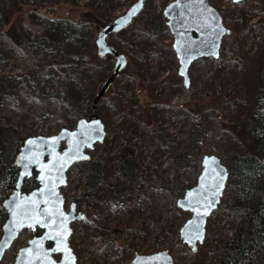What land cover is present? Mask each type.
Segmentation results:
<instances>
[{
  "label": "rangeland",
  "instance_id": "rangeland-1",
  "mask_svg": "<svg viewBox=\"0 0 264 264\" xmlns=\"http://www.w3.org/2000/svg\"><path fill=\"white\" fill-rule=\"evenodd\" d=\"M74 1V7L58 3L54 10L48 11L38 1L18 0V6L7 16L0 4V77L12 90L11 96L1 100L0 125L13 127L23 138L43 133L53 136L65 128L75 129L81 119H88L95 113L93 99L114 72L112 56H107L97 70L102 77H92L95 80L91 81L87 78L92 73L90 67L64 64L61 69L71 70L65 81L54 70H43V62L68 49L61 46L62 39L58 35L60 28L65 27L61 25L62 20H66L64 16L70 14L72 17L90 6L97 11L96 19L85 24L84 37L78 38L83 27L73 24L75 26L68 32L69 41L65 42L77 52L80 49L77 44L81 43L82 49L95 55L97 37L103 29L101 25L111 24L137 0ZM162 1L167 5L170 2ZM159 2L148 0L142 14L129 27L132 41L147 56L144 59L127 56L133 67L123 70L98 105L97 112L106 125L107 135L89 154L91 160L107 154L105 178L97 196L84 198L78 209L87 215V219L71 225L70 244L78 256L77 264H131L137 255L162 251L172 255L174 264H216L221 255V242L241 221L231 211L233 197L239 190L228 182L218 208L208 220L202 250L192 252L180 234L192 214L180 209L178 201L197 184L206 155L219 157L228 167L233 154L245 150L241 141L235 138L233 127L238 120L253 114L257 107L264 65L260 42L264 32V0H245L240 4L210 0L231 31L238 29L242 15H246V28L253 27V30L244 39L237 36L231 42L233 47L229 52L224 50L229 44L228 36L224 39L220 53L224 63L215 66L213 59L193 63L189 71V88L178 73L173 36L165 30L169 29L167 20L156 11ZM31 16L38 27L36 32L33 27L29 28ZM5 18H8L7 22ZM48 20L57 22L51 29L58 34L54 35L48 28ZM156 20L161 32L158 41L141 30L133 33L139 22L152 24ZM10 28L8 35L5 31ZM36 33L38 36L33 37ZM108 42L115 46L111 38ZM155 51L161 54L156 56ZM136 73L138 80L134 78ZM123 87L139 113H149L152 126L156 128L155 137L141 121L130 116V110L120 118H114L118 116L114 106L115 93ZM54 94L58 98L53 97ZM217 101L228 103V107L221 110ZM142 103L144 107H141ZM192 130H203L204 140L197 143L189 155L187 167L174 171L172 163L187 151L188 135ZM124 150L137 164L135 177L129 183L119 165ZM90 161L78 163L68 172V184L62 188L68 210L75 203L73 199L84 192ZM119 190H125L121 194L122 200H112L111 195ZM36 234L39 233L24 230L2 264H15L13 253L27 247ZM213 249L216 251L211 252Z\"/></svg>",
  "mask_w": 264,
  "mask_h": 264
},
{
  "label": "water",
  "instance_id": "water-1",
  "mask_svg": "<svg viewBox=\"0 0 264 264\" xmlns=\"http://www.w3.org/2000/svg\"><path fill=\"white\" fill-rule=\"evenodd\" d=\"M147 1L137 0L125 14L98 34V52L102 57L112 56L115 68L95 96V113L88 119H81L73 130L65 128L57 135L29 137L21 147L15 162L19 169L16 188L3 203L8 216L0 238V264L26 229L34 232L40 229L42 234L35 236L27 247L18 252L15 264H77V254L70 245L71 225L84 221L86 215L76 213V203L71 204L69 211L66 210L62 188L68 184L70 169L78 163L90 161L89 151L102 144L107 135L106 125L97 108L128 65L127 56L110 45L108 38L129 28L144 10ZM227 1L240 4L245 0ZM163 15L173 36L179 76L189 88L192 64L202 59L218 60L223 41L232 31L210 0H203V3L199 0H173L166 6ZM202 167L197 184L178 201L180 209L192 214L180 231L181 238L192 252H197L204 242L208 220L218 208L230 180L228 167L215 155H206ZM34 173L39 186L26 192L25 181ZM54 256H60V259L56 260ZM131 264H174V259L169 252L162 251L137 255Z\"/></svg>",
  "mask_w": 264,
  "mask_h": 264
},
{
  "label": "trees",
  "instance_id": "trees-1",
  "mask_svg": "<svg viewBox=\"0 0 264 264\" xmlns=\"http://www.w3.org/2000/svg\"><path fill=\"white\" fill-rule=\"evenodd\" d=\"M58 3H63L64 5L71 7L75 6L74 0H40L38 4H40L42 8L50 11L54 10ZM0 4L4 8V12L7 16L9 11L14 10L18 6V0H1ZM166 6L167 3H163V1L160 0L156 8V11L160 16L163 15ZM94 10L95 9L90 6L87 7L85 11H78L76 15H73L72 17H70V14H66L64 16L66 20H62V22L67 23L68 30H71V28L75 26L73 24L78 25V27L82 26L83 28L78 33L81 37H84L86 34L84 31L85 24L96 19L97 11ZM137 19L138 17L135 21H137ZM32 20H34V17L31 16L29 28L33 27L36 32L38 27ZM5 21L7 22L8 18H5ZM50 21L51 20H48L47 22L49 23ZM136 26L137 27L133 33L141 30L143 33L152 35L157 41L161 38V32L158 28L157 20L152 24L144 21L139 22ZM104 27L106 26L101 25V28ZM165 30L169 32V29ZM252 30L253 27L246 28V15H242L238 29L232 31L231 35L227 37L229 44L224 46V50L228 52L231 51V47H233L231 46V42L234 41L237 36H239V39H244ZM5 32H7L6 34L8 35L11 34V28L6 29ZM53 33L55 35L59 32ZM131 34L132 32L130 31V28H127L116 35H111L109 38L115 43L114 47L120 52L122 50L126 51L125 54L129 58L144 59L147 55L132 41ZM58 35L61 36V34ZM32 36L37 37L38 34L36 33L35 36ZM61 39V46L65 45L69 52H63L62 55L55 56V58L53 56L51 60L43 62V64H41L43 70H54L61 79L65 81L68 80V73H70L71 70H64L61 68L64 64H67L78 66L80 68L90 67L91 69H89L92 73L87 77L90 81L95 80L92 77L99 79L102 77L101 75H98L97 70L107 56H100L98 51L95 55L92 52L87 53L86 49H79L77 52L75 47L65 43L62 36ZM260 42L262 43L264 54V32L262 33ZM234 48L236 49V46H234ZM167 50L172 51V49L169 48ZM160 54L161 53L158 51L154 52V55L156 56ZM213 62L215 66H218L224 63V59L220 58L218 60H213ZM131 67H133V64L131 61L129 62L128 59V65L125 70H129ZM122 74L123 72L121 75ZM261 74V88L255 112L246 118L238 120L233 127L235 138L238 141H241L242 146L245 149L243 152L233 154L230 165L228 166L230 171L229 183L239 190V193L233 197L231 211L240 217L241 221L229 231V235L221 242V255L216 264H264V65L261 69ZM138 75V73L134 74L136 80H138ZM102 83H104V81ZM11 95L12 90L3 80V77H0V103L4 97ZM53 97L58 98V95L54 94ZM115 97L114 106L118 110V116H115V119L118 117L120 118L122 114L130 110V116L141 121L147 129L151 130L152 136H156V128L152 126L153 121L149 116V113L147 111H143L142 114L139 113V108L135 104L133 105L127 97L125 87L118 89L115 93ZM217 106L221 110H225L228 107V103L217 101ZM141 107H144V103H142ZM43 136H46V133H43ZM26 139L27 138L19 136L13 127H2L0 125V238L2 236V227L8 216L3 208V203L10 197L16 188L19 169L15 162ZM203 140V130L190 131L188 135L187 151L177 156L172 163L174 171H177L179 167H187L189 155L194 151L197 143H202ZM106 155L107 154H104L101 157L90 161L91 166L90 171L85 178L84 192L81 197L73 199V201L79 206L82 204L84 198L97 196L98 188L104 182L105 178ZM128 155L129 153L127 150H124L119 157L120 171L123 174L126 183L133 180L137 169L136 160L130 158ZM177 180L178 178L176 177V181ZM38 186L39 183L35 174L31 178L26 179L24 191L30 192ZM124 192L125 190H119L118 192L113 193L110 198L119 202L122 200V193ZM37 233H39V231H37ZM201 250L202 245L200 244L198 252ZM215 251L216 249H213L211 252ZM17 254V251L13 253V259L17 257Z\"/></svg>",
  "mask_w": 264,
  "mask_h": 264
},
{
  "label": "built area",
  "instance_id": "built-area-1",
  "mask_svg": "<svg viewBox=\"0 0 264 264\" xmlns=\"http://www.w3.org/2000/svg\"><path fill=\"white\" fill-rule=\"evenodd\" d=\"M32 1V3H34L35 1H40V0H31ZM87 2H90V0H86ZM173 0H170V2L169 3H171ZM37 2V3H38ZM57 22H54V21H50L49 22V26H48V28L49 29H51V25H54V24H56ZM61 25L62 26H65V27H61L60 28V31H59V34H61V36L63 37V39H64V41L66 42V41H69V36H68V32H69V30H68V26H67V23L66 22H61ZM53 32H56V30L55 29H51ZM79 34V33H78ZM78 38L79 39H81V35H79L78 36ZM49 47V46H48ZM77 48H80V49H82V45H81V43H78L77 44ZM49 55L50 56H52L53 54L52 53H49ZM53 57V56H52ZM51 57V58H52ZM238 220V222H239V219H237Z\"/></svg>",
  "mask_w": 264,
  "mask_h": 264
},
{
  "label": "flooded vegetation",
  "instance_id": "flooded-vegetation-1",
  "mask_svg": "<svg viewBox=\"0 0 264 264\" xmlns=\"http://www.w3.org/2000/svg\"><path fill=\"white\" fill-rule=\"evenodd\" d=\"M228 2H230V1H228ZM122 72H123V71H122ZM122 72H121V73H122ZM120 75H121V74H120ZM35 174H36V173H34V175H35ZM76 205H77V212H76V213L79 214V213L81 212V211H78V209H79L80 206H79L77 203H76ZM66 210L69 211L67 208H66ZM81 213H83V212H81ZM83 214L86 215L85 213H83ZM86 219H87V215H86ZM86 219H85V220H86ZM76 222H77V221H76ZM72 224H73V223H72ZM32 231H33V230H32ZM37 231H39V234H36L35 236H40V235L42 234V231H41L40 229H37L35 232H37ZM70 245H71V244H70ZM54 257H55L56 260H59V259L57 258L58 256H54ZM77 257H78V256H77Z\"/></svg>",
  "mask_w": 264,
  "mask_h": 264
},
{
  "label": "snow or ice",
  "instance_id": "snow-or-ice-1",
  "mask_svg": "<svg viewBox=\"0 0 264 264\" xmlns=\"http://www.w3.org/2000/svg\"><path fill=\"white\" fill-rule=\"evenodd\" d=\"M200 3H203V0H199ZM236 2H239V0H236ZM183 74V73H182ZM98 131V130H97ZM86 158V157H85Z\"/></svg>",
  "mask_w": 264,
  "mask_h": 264
}]
</instances>
